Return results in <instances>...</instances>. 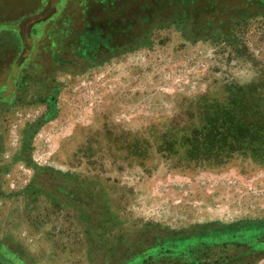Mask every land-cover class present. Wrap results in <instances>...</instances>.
<instances>
[{
	"label": "rangeland",
	"instance_id": "rangeland-1",
	"mask_svg": "<svg viewBox=\"0 0 264 264\" xmlns=\"http://www.w3.org/2000/svg\"><path fill=\"white\" fill-rule=\"evenodd\" d=\"M115 4L0 0V244L23 264H112L98 250L142 231L264 224V154L187 141L237 88L264 91V10Z\"/></svg>",
	"mask_w": 264,
	"mask_h": 264
},
{
	"label": "trees",
	"instance_id": "trees-1",
	"mask_svg": "<svg viewBox=\"0 0 264 264\" xmlns=\"http://www.w3.org/2000/svg\"><path fill=\"white\" fill-rule=\"evenodd\" d=\"M85 1L88 4L91 2L104 7L108 6L112 10L118 6L115 4L117 0ZM255 2H258V8L264 10V0H255ZM114 11L122 13L120 9ZM32 32L35 33V31ZM258 88L260 87L254 82L237 88L226 105H219L214 111L208 113L211 123L191 129V137H188L187 141L197 142L200 145L195 149L196 152L206 156L207 148L202 146L204 142L213 144L208 150L214 147L212 150L220 151V147L215 146L218 138L219 142L228 138L234 143L233 146L228 147V150H250L264 154V91H257ZM54 110L55 108L50 105L49 115ZM50 117L45 115L43 123L40 120L38 127ZM90 214L89 218L94 221L93 229L89 230L93 233L91 237L93 239L90 240L92 254L97 250L96 240L101 237L103 229H100L102 225L96 221L99 213ZM142 232L143 235L140 233L136 237L138 239L133 246L115 247L118 251L98 248V251L103 257L118 256L119 259L112 264H253L256 258L255 246L264 249V236L261 235V232H264L262 223H239L219 230L206 227L183 233L175 231L156 233L152 230ZM214 248L229 252L208 263L206 259ZM260 253H264V250ZM14 262L24 263L10 247L0 244V264H14ZM106 262L107 260L104 264H108Z\"/></svg>",
	"mask_w": 264,
	"mask_h": 264
}]
</instances>
